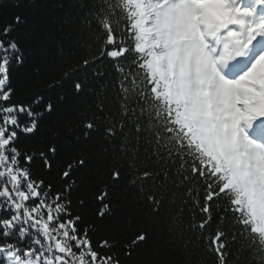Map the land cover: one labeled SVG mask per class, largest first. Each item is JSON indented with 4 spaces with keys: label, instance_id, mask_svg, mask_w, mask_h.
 <instances>
[{
    "label": "snow or ice",
    "instance_id": "snow-or-ice-1",
    "mask_svg": "<svg viewBox=\"0 0 264 264\" xmlns=\"http://www.w3.org/2000/svg\"><path fill=\"white\" fill-rule=\"evenodd\" d=\"M28 48L63 66L59 95L13 86ZM150 244L153 264H264V0L0 9V264Z\"/></svg>",
    "mask_w": 264,
    "mask_h": 264
},
{
    "label": "trees",
    "instance_id": "trees-1",
    "mask_svg": "<svg viewBox=\"0 0 264 264\" xmlns=\"http://www.w3.org/2000/svg\"><path fill=\"white\" fill-rule=\"evenodd\" d=\"M36 2L37 0H0V9L5 11L15 10L25 12L34 8ZM51 3L55 5L57 0H51ZM76 55H78V53H66L64 65L75 66V60L72 57ZM25 56L27 58L25 66H17L13 69V86H19L22 80L28 79L31 81V85H29L27 91H25L24 97H27L30 92H41L45 97L59 95L62 89L56 84L53 78L59 76L60 72L63 70V66L52 63L40 64L36 52L31 48L25 50ZM33 85H39V87ZM65 86H67V82ZM120 202H123V197ZM105 231H111V227H106ZM138 251L140 255L137 256L134 261L128 262V264H153L154 247L151 244Z\"/></svg>",
    "mask_w": 264,
    "mask_h": 264
}]
</instances>
